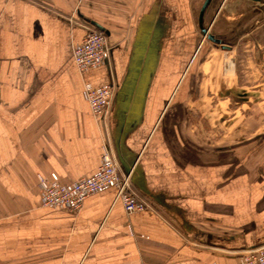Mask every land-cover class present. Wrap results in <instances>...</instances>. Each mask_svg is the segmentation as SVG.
Wrapping results in <instances>:
<instances>
[{
    "label": "crops",
    "instance_id": "0c3cea01",
    "mask_svg": "<svg viewBox=\"0 0 264 264\" xmlns=\"http://www.w3.org/2000/svg\"><path fill=\"white\" fill-rule=\"evenodd\" d=\"M204 2L0 0V264H238L264 245V4L212 0L201 22ZM96 24L111 57L81 70ZM110 83L104 122L83 90ZM107 145L152 207L115 188L42 204L41 177L91 176Z\"/></svg>",
    "mask_w": 264,
    "mask_h": 264
},
{
    "label": "built area",
    "instance_id": "2783aa9c",
    "mask_svg": "<svg viewBox=\"0 0 264 264\" xmlns=\"http://www.w3.org/2000/svg\"><path fill=\"white\" fill-rule=\"evenodd\" d=\"M111 53L106 34L96 29L89 30L73 50L75 63L81 70L108 61ZM115 90L112 83L101 87L86 84L84 87V97L94 115L104 122L110 112ZM40 188L43 205L66 209L71 213H78L89 196L109 188L116 189V199L121 201L128 212H139L152 207L149 201L134 191L132 173L120 170L118 160L109 145L105 147L101 164L93 175L65 182L56 172H52L40 178ZM238 254V264H264V245L242 250Z\"/></svg>",
    "mask_w": 264,
    "mask_h": 264
},
{
    "label": "water",
    "instance_id": "95a60500",
    "mask_svg": "<svg viewBox=\"0 0 264 264\" xmlns=\"http://www.w3.org/2000/svg\"><path fill=\"white\" fill-rule=\"evenodd\" d=\"M212 0H205L203 6H202V9H201V12H200V21L203 22V18H204V14L208 8V6L210 5ZM252 1H255V2H261L264 4V0H252ZM97 27L99 28V30H102L103 31V28L96 24ZM202 31V35L206 38H208L209 40H211L212 42H214L215 44L217 45H221L224 49H231V46L226 44L221 38L215 36L214 34L210 33V29L209 27H202L201 29ZM256 246H249L248 248H254Z\"/></svg>",
    "mask_w": 264,
    "mask_h": 264
}]
</instances>
